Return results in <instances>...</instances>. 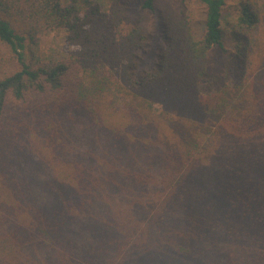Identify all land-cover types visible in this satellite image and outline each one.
Wrapping results in <instances>:
<instances>
[{
    "label": "trees",
    "instance_id": "1",
    "mask_svg": "<svg viewBox=\"0 0 264 264\" xmlns=\"http://www.w3.org/2000/svg\"><path fill=\"white\" fill-rule=\"evenodd\" d=\"M122 1L0 0V264H264V5Z\"/></svg>",
    "mask_w": 264,
    "mask_h": 264
},
{
    "label": "rangeland",
    "instance_id": "2",
    "mask_svg": "<svg viewBox=\"0 0 264 264\" xmlns=\"http://www.w3.org/2000/svg\"><path fill=\"white\" fill-rule=\"evenodd\" d=\"M179 0H160L159 1V7L162 8L164 5L171 4L174 6ZM229 3H233L232 0H228ZM258 4H261L262 6L264 5V0H257ZM125 4L127 6L125 9H129V13L127 15H134L133 13V8H132V2L128 0L122 1V4ZM128 5H130V8H128ZM191 10L194 13V26L196 28H200L201 24L203 22L202 18V11H201V6L197 3L191 4ZM146 17V28L148 29V32L155 37V33L157 31V22L155 17L152 15L145 13ZM157 40V39H156ZM157 42V41H156ZM155 43V42H154ZM41 51L44 55L48 56H65L69 49L67 47V44L64 40V33L60 31H51V32H46L45 34L42 35L41 37ZM0 48H2L0 44ZM143 57V56H142ZM145 59L148 57L144 56ZM157 108V107H156ZM172 254V255H171ZM173 255L176 257L177 263H180V256L177 257V255L173 254V252H170L166 257L173 258Z\"/></svg>",
    "mask_w": 264,
    "mask_h": 264
}]
</instances>
